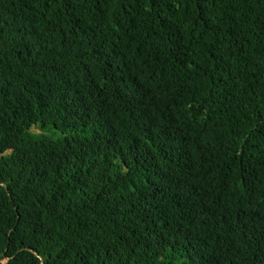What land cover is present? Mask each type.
Masks as SVG:
<instances>
[{
    "label": "trees",
    "instance_id": "1",
    "mask_svg": "<svg viewBox=\"0 0 264 264\" xmlns=\"http://www.w3.org/2000/svg\"><path fill=\"white\" fill-rule=\"evenodd\" d=\"M0 264H264V0H0Z\"/></svg>",
    "mask_w": 264,
    "mask_h": 264
}]
</instances>
